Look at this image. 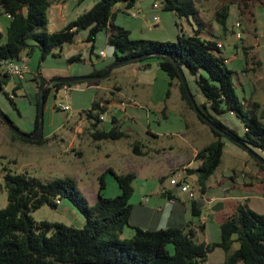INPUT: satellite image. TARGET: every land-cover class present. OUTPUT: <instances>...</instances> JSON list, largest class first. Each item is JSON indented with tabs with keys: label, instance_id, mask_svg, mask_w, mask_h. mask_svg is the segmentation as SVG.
<instances>
[{
	"label": "rangeland",
	"instance_id": "rangeland-1",
	"mask_svg": "<svg viewBox=\"0 0 264 264\" xmlns=\"http://www.w3.org/2000/svg\"><path fill=\"white\" fill-rule=\"evenodd\" d=\"M98 1L100 0H67L69 15L75 20ZM154 2L159 3V0H136L134 7L127 10V13L124 12L123 4H117L113 9L116 14L115 25H128L131 39L175 42L177 36L182 33L192 35L195 30L201 28L199 23H203V30L206 33L213 32V39L223 46L222 55L228 58V67L234 72L233 83L237 96L242 102L245 101L249 108H252L253 102H257L259 107L255 113L262 116L264 123V0H195L198 9L196 20L163 11L161 6L150 14ZM226 4L230 5V11L224 32L221 27L218 28L214 15ZM119 9L122 11H117ZM133 14H136L137 18L132 17ZM155 15L159 17L157 28H154L152 23ZM0 22L5 26L9 20L4 14H0ZM236 22L240 24V40H237L234 34ZM216 27L218 29L214 31L213 28ZM50 29L48 25L47 31ZM86 35L83 31L80 32L78 43L63 45L43 61L40 60L37 48L28 55L24 53L29 59V71L21 81L22 88L15 89L14 106L0 91V110L22 133L29 135L34 130L38 92L34 79L38 73L55 67L66 68L67 59L78 54H81L83 59L81 63L72 64L74 69L94 67L98 70L109 65L113 48L107 44L105 33L101 32L96 36L92 53L91 44L80 43ZM100 51L106 52L107 55L99 57ZM145 65L148 66L145 68ZM113 70L109 77L99 80V84L111 86L107 90H100L99 96L115 100L117 104L123 102L124 106H120L125 109L119 107L117 110H109L106 107L101 115L105 122L98 124L97 129L108 131L112 127L111 118L114 116L117 126L129 138L118 141H95L92 138L90 130L93 128V121L83 113L90 109L95 91L88 89V82L80 83L78 87L73 85L70 90L68 87L65 90L62 88L47 96L43 108L41 143L23 141L6 124L0 123V170L6 168L12 173H26L42 182L71 178L89 205L95 203L98 192L104 198H114L120 194L113 175L105 168H111L116 174L132 171L135 179L129 200L131 205L144 203L147 207L162 208L167 204L166 197L161 195L164 191L174 193L186 201V205H190L191 200L187 195L175 190L179 181L185 180L183 184L189 185L199 197L201 196L196 181L189 178L186 172L194 166H178L176 174H173L169 164L192 160L188 154L191 144L206 145L213 141L212 133L198 121L192 110L182 104L178 87L169 86L170 80L159 69L157 59L128 63ZM116 85L121 88L120 94H116ZM188 86L189 90L195 93L196 87L192 79H188ZM198 93L195 94L196 99L202 101L203 98ZM100 100L102 99L98 101ZM60 105L70 106V111L58 109ZM163 108L164 116L160 114ZM221 120L237 133H242V125L235 116L227 113ZM201 130L204 132L200 133ZM147 131L155 134L156 138H149ZM221 139L225 145L221 163L208 180L209 187L205 196H202L205 204L202 206L201 217L208 218L206 232L210 243L220 240L217 224L227 220L237 206H248L256 213L264 215V170L258 168L262 180H252L249 168L255 164L254 159L227 138ZM137 142L140 144V150L147 152V156H138L131 152ZM256 153L264 159V151ZM241 158H245L249 168L244 167ZM230 176L235 178L231 179ZM101 178L105 185L102 190ZM250 181L260 184L256 187H246L244 184ZM221 197L228 198L221 201ZM145 199L147 202H144ZM219 203L223 208L217 212L212 211ZM6 205L7 192L2 172L0 209ZM31 217L36 223H61L76 229L82 228L84 224L83 216L66 200H62L57 208L41 206L31 212ZM133 235L134 230L125 227L120 239H130ZM167 249L173 254L172 245H168ZM224 258L225 254L220 248L209 254L211 263L223 262Z\"/></svg>",
	"mask_w": 264,
	"mask_h": 264
},
{
	"label": "trees",
	"instance_id": "trees-1",
	"mask_svg": "<svg viewBox=\"0 0 264 264\" xmlns=\"http://www.w3.org/2000/svg\"><path fill=\"white\" fill-rule=\"evenodd\" d=\"M62 1L64 0H0V14L9 16V24L0 36V69L10 62L18 61L25 52L30 54L34 48L39 50L40 60L43 61L63 45L74 44L82 31L87 32L84 41L91 43L92 53L96 36L103 32L107 44L114 51L109 65L137 57L141 58L130 63L157 59L159 69L170 80L169 86L178 87L181 101L213 134L214 140L199 150L194 158L200 165L186 170L187 176L196 177L201 194H205L207 181L221 163L225 146L221 138H227L211 128L207 121L254 152L264 151V123L262 116L255 113L259 105L253 102L252 108H249L245 101L239 99L233 83L234 72L225 62L228 58L221 52L223 46L217 47L219 41L213 39L212 33H209L212 39L201 37L203 23H199L201 28L192 35L182 33L177 36L175 42L131 39L128 30L112 22L113 9L117 4H123L125 10H129L134 7L136 0H100L62 30L49 33L48 10L54 3ZM158 5L163 11L174 13L178 17H192L194 20L198 17L195 0H159ZM229 11L230 5L226 4L214 15L218 28L221 27L224 32ZM79 58V55L71 56L67 63L77 62ZM175 63L184 73L187 84L188 79H192L196 89L195 93L190 92L206 120L197 114L188 99ZM106 70L107 66L93 69L87 76H101ZM112 71L113 69L103 79L109 77ZM39 74L34 79L38 92L33 133L38 128L42 89L44 108L51 89L57 91L94 81L54 83L45 87L47 80ZM6 81L7 76L0 74L1 92ZM21 85V81L18 82L15 89H20ZM198 92L203 98L202 103L196 99L195 94ZM3 94L14 106V100ZM104 112L105 108L98 101L92 102L90 109L85 112L86 117L93 121L92 138L95 141H118L127 138L115 125V119L112 120L114 125L108 131L97 129V125L101 123L99 117ZM227 113L240 121L243 127L241 134L223 123L221 117ZM0 123L5 124L1 120ZM20 138L38 144L42 141V138L38 141ZM132 151L135 155H141L139 142ZM254 161L264 170L261 163L255 159ZM108 171L113 175L120 194L114 198H104L98 192L95 203L89 205L71 178L42 182L26 173H12L6 168L0 170V173L3 172L7 192V205L0 209V264H264V215L247 206H237L234 213L220 224V240L217 243H198L197 232L191 223L182 227L142 229L131 223L133 205L129 200L133 193L135 174H116L112 169ZM104 186L101 178L100 190ZM162 196L174 200L170 191L162 192ZM62 200L68 201L83 216L82 228L76 229L47 221L36 223L31 217L33 210L44 205L57 208ZM190 207L193 217H201V207L197 200H191ZM125 227L134 230L130 239H120ZM234 244H237L236 249H233ZM168 245L173 246V254L168 252ZM216 248L224 252L225 258L223 262L211 263L209 254Z\"/></svg>",
	"mask_w": 264,
	"mask_h": 264
},
{
	"label": "crops",
	"instance_id": "crops-1",
	"mask_svg": "<svg viewBox=\"0 0 264 264\" xmlns=\"http://www.w3.org/2000/svg\"><path fill=\"white\" fill-rule=\"evenodd\" d=\"M154 3H156V2H154ZM123 9H124V12L127 13V10H125V8H123ZM154 10L155 9H152L151 8L150 14ZM117 11H122V10L119 9ZM5 16L9 20V17L7 15H5ZM135 18H137V16ZM72 20H74V19H73V17H71L69 15V4H68L67 0H64V1L58 2V3H54L53 5L50 6V8L48 10V25L51 28L50 30H48V32L49 33H53V32H56V31H60L68 23L72 22ZM115 20H116V14H115V12L113 10V20H112V22L114 24H115ZM7 24H9V22L8 23L6 22V25L3 26L2 23L0 22V36H2L4 30L8 26ZM118 26L123 27L126 30H128V28H129L128 25H118ZM157 26H159V23L158 24H154L153 27L154 28H157ZM213 29H214V31H217L218 28L216 27V28H213ZM84 33L86 34L87 32L84 31ZM212 34H213V32H212ZM210 35L211 34L206 33L203 30L202 31V34H201V37L202 38H207V39H212V37ZM213 36H215V35H213ZM85 38L84 39H81V41H80L81 45L83 43L91 44V43H87L86 41H84ZM78 41L79 40H76L75 43H78ZM104 53H105V56H106L107 55L106 52H104ZM78 55L80 56L79 61L74 62V63H81L82 62L83 56L81 54H78ZM112 60H113V58L109 61V63H111ZM28 61H29V59H28ZM74 63H72V64H74ZM72 64H68V66L66 68L65 67H55L53 69H49L47 72H40L39 76H41L42 78H44L47 81H49L51 79L59 78V77H68V76H77V75L78 76H87L94 69V67H92L90 69H81V68H79V69L75 68L74 69V67L72 66ZM37 76H38V74H37ZM93 80H94L93 82H90L87 85L88 89L89 88H92L95 91V96H94L92 102L98 101L101 98L102 100L98 101L101 107H104V108L107 107L109 110L110 109L117 110L119 107L121 108L120 105L124 104L123 102L117 104L115 102V100H111V99H107V98H103V97L99 96V91L100 90H103V91L104 90H107L111 86H103V85L99 84V80L100 79H93ZM76 86L78 87V85H76ZM21 88H22V85L20 86V89ZM65 89H66V87L63 88V90H65ZM70 89H71V87L70 88L68 87V90H70ZM115 89H116V94H120L121 93L120 86H117L116 85ZM58 91L59 90L55 91L54 89H51V91L49 92V94H51V93H57ZM202 102H203V100L201 101V103ZM182 104H183V102H182ZM76 109L78 110V107H76ZM121 109H125V108L122 107ZM164 109L165 108H163L160 111V114L162 116H164V114H163ZM83 115L86 116L85 113H83ZM83 115H80V116L83 117ZM113 119H115L116 122H117V119L113 116L111 118V124H112V126L114 125L113 124V121H112ZM104 122H105V120L101 121V123H104ZM115 125H117V123H115ZM242 131H243V127H242ZM93 132H94V129L92 128L90 130V134H92ZM202 132H204V130H201L200 133H202ZM147 134H148V137L149 138H156V135L153 134V133H151V131H147ZM212 135L213 134H211V136ZM127 138H129V136ZM212 138L214 140V137L213 136H212ZM211 142L212 141H210L209 143H211ZM209 143H206V145H208ZM206 145H204V146L203 145H199L198 146V145H192L191 144V150L188 152V154H189V157L192 158V160H185L183 162L182 161L181 162H173V163L169 164L170 168L173 170V174H176V170L179 169L178 166H181V165H183V168H186L187 166H189V167H193L194 166L193 169L197 168L200 165V163L198 161H195L194 158H195L197 152L199 150H201L203 147H205ZM131 152L133 153V151H131ZM152 152L154 154V151H152ZM223 152H224V149H223ZM143 155L144 156H147V152L141 150V155L140 156H143ZM241 161H243L242 163H243V165H244L245 168H249L248 164L246 163L245 158H241ZM173 164H177V165H173ZM173 166H177V167H173ZM258 168L259 167L256 164H254L252 166V168H249L250 173H251V178H253L252 180H254V178L256 180H258V181L259 180H262V175L259 172ZM109 169H111V168H109V167L105 168V170H109ZM131 173H133V172L131 171ZM177 174H179V172ZM189 178H192L193 181H196V177L194 175L189 176ZM230 178L231 179H234L235 176H230ZM183 181H185V180H183ZM183 181L180 180L178 184H183ZM259 184L260 183H258L257 181H252V182L250 181V182H246L244 185L246 187H256ZM177 187H176V190H175L176 192L179 191V190H177ZM208 187H209V185H208V181H207L206 189ZM197 188L199 189V186L198 185H197ZM193 191H194V189H193ZM199 191H200V189H199ZM199 193L201 195L200 197L195 192L196 199H194V200H197L198 201V205H200V207H201L200 209H201V214H202V206L205 204V201H203V197L202 196H205V194H201V192H199ZM172 194H173L174 200H169V199L166 198L167 199V204H165V206H163L162 208H160V207H158V208L147 207V206H145L144 203H140L139 205H133V211H132V214H131V223L133 225H136V226L142 228V229H164V228H167L169 226H172V227H182V226H184L187 223H191L192 228H194L196 230V232H197V235H196L197 242L198 243H202V242L203 243H210L208 241V236H207V232H206L207 227H208V224H207V219L208 218L207 217H199V218L198 217H193L192 216V211H191L190 205H186V201L181 200L174 193H172ZM161 195H162V192H161ZM227 198L228 197H221L220 200L223 201L224 199L226 200ZM243 198H246V197H243ZM145 200H144V202H147ZM221 223L222 222H219L217 224L218 225L217 226L218 228H219V226H220ZM215 243H217V242H215ZM236 248H237V244H234L233 245V249H236Z\"/></svg>",
	"mask_w": 264,
	"mask_h": 264
},
{
	"label": "water",
	"instance_id": "water-1",
	"mask_svg": "<svg viewBox=\"0 0 264 264\" xmlns=\"http://www.w3.org/2000/svg\"><path fill=\"white\" fill-rule=\"evenodd\" d=\"M141 57H137L134 59H126V60H122V61H118V62H114L112 64H110L109 66H107V70L106 72L101 75V76H68V77H59V78H54L51 79L49 81H47V83L45 84V87H49L54 83H76V82H81V81H88V80H93V79H102L104 77H106L110 71L116 67L128 64L130 62H132L135 59H139ZM175 65L177 66V64L175 63ZM177 70H178V74L180 77V80L183 84V87L186 91L187 97L190 100L193 108L195 109V111L197 112V114L203 119L206 120L205 117L202 116L201 112L199 111L193 97L192 94L189 90L188 84L186 82V78L184 76V73L182 72L181 68H179L177 66ZM43 90H41V95H40V107H39V123H38V128L36 130L35 133L33 134H24L22 133L17 127L14 126V124L12 123V121L8 118L7 115H5L1 110H0V120L3 121L12 131H14L16 134H18L20 137L25 138L27 140L30 141H38L39 139L42 138V133H43ZM208 124L211 126V128H213L214 130H216L217 132H219L220 134L226 136L227 138H229V140H231L232 142L238 144L239 146H241L251 157H253L255 160H257L259 163H261L264 166V159L261 158L256 152H254L252 149L248 148L246 145L242 144L241 142H239L238 140H236L235 138L231 137L229 134L225 133L224 131H222L221 129H219L217 126H215L214 124L210 123V121H207ZM177 190H179V186L177 187ZM223 207L222 204H216L213 208L212 211L217 212L219 210H221ZM90 264H94V263H90ZM96 264H107V263H96Z\"/></svg>",
	"mask_w": 264,
	"mask_h": 264
},
{
	"label": "built area",
	"instance_id": "built-area-1",
	"mask_svg": "<svg viewBox=\"0 0 264 264\" xmlns=\"http://www.w3.org/2000/svg\"><path fill=\"white\" fill-rule=\"evenodd\" d=\"M152 8L155 10L159 9L158 3H154L152 5ZM136 14H133L132 17H136ZM9 17V16H8ZM153 24L159 23V17L157 15L153 16L152 18ZM235 28V38L237 40L241 39V32H240V24L239 22L234 23ZM234 31V30H233ZM217 47L221 48L222 44L220 42H217ZM99 57H105V53L103 51L99 52ZM225 62H228V59L225 60ZM28 57L26 55H21L19 60L16 62H10L0 69V74L7 76V81L5 84L2 85V92L5 93L9 99L13 100L15 97V88L18 82L23 81L25 79L26 74L28 73ZM124 106V104H122ZM58 109H61L64 112L70 111V107L68 105L63 106L60 105ZM100 121H103L104 118L102 116L99 117ZM179 192L186 194L187 197L190 200L196 199V194L191 189V187L187 184H179ZM147 201V199L145 200Z\"/></svg>",
	"mask_w": 264,
	"mask_h": 264
}]
</instances>
